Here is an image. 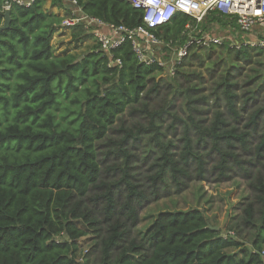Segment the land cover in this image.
Wrapping results in <instances>:
<instances>
[{"label":"trees","instance_id":"16d2710c","mask_svg":"<svg viewBox=\"0 0 264 264\" xmlns=\"http://www.w3.org/2000/svg\"><path fill=\"white\" fill-rule=\"evenodd\" d=\"M76 1L88 16L128 30L143 27L164 43L172 41L173 47L187 40L188 25L195 27L197 36L214 35L215 25L223 31L219 34L229 37L237 31L233 20L216 12L199 23L177 13L169 22L147 28L142 11L125 0ZM47 2L65 9L59 0L12 5L9 25L0 30V264H264V122L259 124L264 109H255L241 132L227 129L219 112L209 127L202 128L189 105L206 98L190 100L189 93L197 89L189 86L182 151L175 156L170 142L158 140L154 125L163 115L171 116L170 102L165 99L158 109L150 110L143 99L157 92L160 78L153 75L163 68L138 62L129 40L109 56L97 44L80 55L55 54L51 40L60 31L61 17L45 8ZM72 30L75 41L92 37L80 25ZM228 41L222 47L230 51ZM247 50L242 46L234 52L246 56ZM169 53L164 47L161 57L167 59ZM110 59H118L120 65L108 66ZM179 67L175 73L188 77ZM234 86L226 74L214 90L239 120ZM126 109L146 116L149 126L120 127V138L112 140L108 132ZM191 126L198 143L209 142L205 157L215 159L212 172L224 179L236 167L247 176L252 197L238 223L227 228L232 235L209 228L214 225L208 217L191 208L160 211L143 240L128 238L137 209L147 200L134 179L128 144L153 132L146 143L158 151L147 177L151 193L165 183L166 175L180 189L191 179L192 164L196 179H205L206 162L193 152ZM258 132V142L250 148L249 138ZM238 146L250 160H240ZM109 158L114 164L103 168ZM87 236L97 239L91 248L96 249L97 259L80 263L79 241Z\"/></svg>","mask_w":264,"mask_h":264},{"label":"rangeland","instance_id":"374dc122","mask_svg":"<svg viewBox=\"0 0 264 264\" xmlns=\"http://www.w3.org/2000/svg\"><path fill=\"white\" fill-rule=\"evenodd\" d=\"M73 31L62 30L58 37H56L57 33L54 34L51 44L55 54L67 52L80 55L95 45L94 40L90 37L81 42L75 41L71 36ZM214 31V35L223 32L219 30L218 26L212 28V32ZM225 36L228 37V35ZM260 36L257 33H248L244 35V38H239V35L234 39L228 37L226 40H229L230 51L226 47H222L223 44L191 49L177 69L183 74H188V77L178 73H167V66L163 68L162 73L153 75L154 79L160 78L157 92L152 93L149 98L143 99L150 110L158 109L165 99L170 102L171 116L163 115L160 120L154 121V125L159 129L158 140L162 143L170 142L173 146L171 151L175 156H178L182 151L183 126L189 115L186 107L185 90L189 86L197 89L196 92L189 93L190 100L206 98L204 102L200 101L189 105L195 111L192 113L194 120L200 123L202 128L209 127L214 120L215 113L219 112L227 129L241 132L244 131L243 126L251 113L258 108L264 109V48L259 49L241 44L244 41L256 42ZM236 45L240 48H237ZM242 46L248 47L247 55L242 54L237 57L234 51L240 50ZM226 74H229L230 82L235 85L233 91L236 94L235 106L240 112L239 120L232 117L225 106L224 99L219 95V92L214 90L217 83ZM148 86H151V83ZM135 108H139V106ZM129 111L126 109L117 118L108 132L110 139L118 140L120 138L121 134L117 131L120 127L132 129L141 125L148 128L150 119L139 113L131 114ZM263 122L264 114L259 122L260 126ZM152 135L153 132H150L146 136H141L139 141L128 144V149L133 155L134 179L147 196V200L137 209V221L133 227L129 228L128 238L143 240L154 216L160 211L191 208L200 209L208 217L210 223L220 229L222 234H231L227 228L238 223L244 205L252 197L247 188V176L236 167H233L228 177L224 179H220L216 173L212 172L215 159L205 157L208 153L209 142L198 143L197 134L191 126L189 135L193 152L203 156L206 162L205 179L202 181L196 179L195 166L192 164L189 168L191 179L185 180L180 189H177L170 181L169 175H166L165 183L158 185L156 193H151V185L147 177L152 173L150 166L158 153L156 147L146 145ZM259 136V132L258 134H251L249 138L250 148L256 145ZM104 150L101 149L102 152H106ZM235 152L241 161L250 160L239 146ZM100 157L102 158V156ZM111 164H114V161L109 158L104 163L103 168ZM249 172L254 173L255 168L250 167ZM244 234L251 233L246 231ZM95 243H97V239H93V236H87L79 241L78 259L82 258L79 260L80 263L85 260L94 262L97 259L96 249H91Z\"/></svg>","mask_w":264,"mask_h":264},{"label":"built area","instance_id":"2783aa9c","mask_svg":"<svg viewBox=\"0 0 264 264\" xmlns=\"http://www.w3.org/2000/svg\"><path fill=\"white\" fill-rule=\"evenodd\" d=\"M34 0H4L1 11H8L12 5L29 7ZM65 9L61 17L60 29L72 30L81 26L91 34L94 43L99 49L110 55L111 50L116 49L127 40L130 41L132 50L138 62L149 66L157 64L161 68L167 66V73L174 74L191 49L207 47L210 45H222L229 37L223 34L213 35L201 32L197 36L195 27L187 26L185 33L187 40L180 46L173 47L172 41L164 43L152 32L143 27L128 30L123 26L107 24L102 20L86 15L79 7L76 0H59ZM133 8L142 11V22L147 28H156L171 20L177 14H185L201 22L209 13L216 12L229 17L237 26V31L231 39L239 35L243 37L248 33L260 34L256 42H241L254 48H264V0H125ZM216 27V25L214 26ZM164 47L170 50L169 57L163 59ZM237 48H240L236 45ZM247 47V46H246ZM248 48V47H247ZM120 65L118 59H110L108 66ZM169 66V68H168ZM230 234V233H228ZM232 234V233H231ZM230 234V235H231Z\"/></svg>","mask_w":264,"mask_h":264},{"label":"crops","instance_id":"0c3cea01","mask_svg":"<svg viewBox=\"0 0 264 264\" xmlns=\"http://www.w3.org/2000/svg\"><path fill=\"white\" fill-rule=\"evenodd\" d=\"M45 8H46L49 12H51V13H53V14H56V15L59 16V17H62V16L64 15V11H63L62 9H59V8H56V7L51 6L49 2L46 3ZM61 31H62V30L60 29V31L57 32L56 37H58V36L60 35L59 33H61ZM57 39H58V38H57ZM61 39H62V38H61Z\"/></svg>","mask_w":264,"mask_h":264},{"label":"water","instance_id":"95a60500","mask_svg":"<svg viewBox=\"0 0 264 264\" xmlns=\"http://www.w3.org/2000/svg\"><path fill=\"white\" fill-rule=\"evenodd\" d=\"M9 25V11H5L4 12V20H3V23L2 25L0 26V30H3V29H6ZM209 228L213 229V230H216L217 227L213 226H209Z\"/></svg>","mask_w":264,"mask_h":264}]
</instances>
